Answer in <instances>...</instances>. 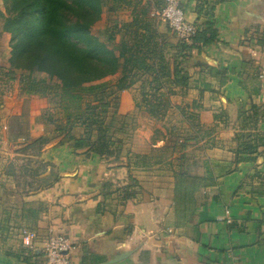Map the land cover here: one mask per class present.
Segmentation results:
<instances>
[{"label": "crops", "instance_id": "0c3cea01", "mask_svg": "<svg viewBox=\"0 0 264 264\" xmlns=\"http://www.w3.org/2000/svg\"><path fill=\"white\" fill-rule=\"evenodd\" d=\"M180 4L199 31L212 24L217 40L184 59L188 84L166 100L179 121L163 132L148 131L146 121L163 115L138 108L136 82L119 91L108 131L123 138L119 156L65 141L63 109L46 98L30 95L37 106L27 113L25 98L0 95V164L25 155L24 139H10L15 118L28 123L30 140L50 139L39 154L41 186L22 192L0 175V264H44L51 232L72 241L71 264H264V145L246 149L264 135V0ZM156 130L183 144L154 143ZM71 134L84 136V125Z\"/></svg>", "mask_w": 264, "mask_h": 264}, {"label": "trees", "instance_id": "16d2710c", "mask_svg": "<svg viewBox=\"0 0 264 264\" xmlns=\"http://www.w3.org/2000/svg\"><path fill=\"white\" fill-rule=\"evenodd\" d=\"M3 2L6 5L5 13L1 12L3 31L11 34L9 42L11 52L8 60L10 75L19 70L28 72L30 76L40 72L46 74L49 79H57L61 89L60 107L63 109V118L66 119L63 127H60V124L57 126L65 129L63 130L65 141H71L76 149L88 148L86 153L94 152L106 157L119 156L121 154L119 146L122 143L121 138H114L108 133L112 123L105 124L103 120L106 117V110L103 109L99 116L95 111L92 112L96 108V103H99L96 102V97L94 102L86 103L88 109L85 106L83 109L82 106L81 109L72 110L69 103L66 104L64 96L77 91L93 92L95 95L97 90L110 85L106 81H99L107 76H115L119 71L122 74L115 84L119 91L128 89L135 83V79L129 78L135 70L156 72L154 76L157 82L156 91L165 87V78L172 80L175 86H185L188 84V74L182 66L183 60L190 55L192 49L211 44L218 37L217 30L208 23L205 30H197L190 40L183 43L182 61L169 64L161 55L164 61L155 67V64L147 62L155 53L150 47L151 35L146 34L152 25V19L147 17L146 10H135L137 5L132 0H114L109 9L115 11L120 6L133 7L131 19L127 22H116L111 29L108 39L114 43L112 48L97 34L105 24L103 0H3ZM122 29L124 31L121 34ZM119 35L125 38L118 42L116 37ZM126 36L132 38L131 42ZM121 64L124 67L122 66L120 70ZM30 79L29 84L24 86V92L49 94L45 87L39 88L38 83L32 77ZM73 97L81 98L80 95ZM143 101L152 116L159 118L163 115L164 111L161 108L167 101L158 98L153 102L146 97ZM139 105L138 108L141 107ZM22 124L25 132L15 133L10 139L14 142L24 139L20 142V145H23L19 151L25 152L36 146L40 154L43 146L50 140L49 137L40 136L30 140L27 133L28 123L19 121L18 118L14 119V126L21 127ZM76 124L84 125L85 134L80 138L71 134ZM96 127L101 134L94 140L92 137ZM259 145H264V135H259L256 144L249 145L246 149L254 151ZM45 171L46 168L43 173Z\"/></svg>", "mask_w": 264, "mask_h": 264}, {"label": "rangeland", "instance_id": "374dc122", "mask_svg": "<svg viewBox=\"0 0 264 264\" xmlns=\"http://www.w3.org/2000/svg\"><path fill=\"white\" fill-rule=\"evenodd\" d=\"M114 0H103V10H104V20L105 24L102 29H100L97 34L100 37L101 40L105 41L107 45L112 48L114 46V43L110 41L109 34L113 26L115 25L116 22H127L128 20L131 19L133 16L132 8L133 7H123L120 6L117 10L115 11H110L109 9L112 6ZM133 3L136 6L135 10H146L147 12V17L152 19V25L150 29H148V32L146 33L147 35H151L150 38V47L153 49L155 53H153L154 56L150 57L147 59V62L149 64H159L162 60L164 59L161 58V55L165 57V62L172 64V63H178L182 61L181 55L184 53V47L183 43L185 39H181L177 36V34L169 27V25L163 21L159 16L153 15V12H156L155 10L161 9L163 5V0H132ZM0 9L6 11V5L3 2V0H0ZM124 29L121 30V34L123 33ZM141 32L142 30L139 29ZM10 37L11 34L8 32L3 31V17H0V95H4L6 97H18V98H25L24 100V109L28 113L29 110L31 111L32 105L37 106V104H34L32 101V97L30 95H36V98L39 96L40 98H46L49 102V107L54 106V109L57 110V108L60 107L61 101L59 98L60 94V86H59V81L55 78L49 79V77L46 74L40 73V72H35L33 75H29L28 72L24 71H15V73H9V67L8 65H4L6 61V57L11 51L10 47ZM117 41L121 38H125L122 35L117 36ZM126 38H129L130 42L132 38L126 36ZM119 52V49H116V53ZM186 59V58H185ZM123 59L121 58V62ZM122 66L124 67L123 64H121L120 70L122 69ZM182 66L185 70V63L183 60ZM121 71L118 72L117 75L115 76H107L104 79L100 80L99 82L106 81L109 86H106L105 88L101 90H97L96 94L94 95L93 92H87V91H77L75 93H72L68 96H64V100L66 101V104L69 103V106L72 110H77L78 108L81 109V107L84 109L87 105V102H94L96 97V108L92 110V112H96V114L99 116V113L105 109L106 110V117L104 120L105 124H108L110 121V118L115 114L114 110L118 106V101H119V90L116 88V81L121 75ZM155 74L156 72L149 71V72H144L142 70H135L131 75H129V78L135 79V82L138 84V87H134L136 89V94L139 102V109L142 111H147L146 104L144 103L143 99L146 97L147 99H150L153 102H156L157 99H162V101L170 100V97L175 95L174 88L176 86L172 82V80H168L165 78V87L159 91H156V84L157 82L155 81ZM12 77V78H11ZM30 77H32L38 84L37 86L39 88H46L47 92L49 94L42 95V94H35V93H27L24 92V86L29 84L31 81ZM139 88V89H138ZM138 89V90H137ZM74 94V95H73ZM76 95H80L81 98L79 99H74ZM178 95V94H177ZM8 100V98H7ZM77 102V106L76 105ZM65 103V102H64ZM59 106V107H58ZM85 106V107H84ZM109 106V107H108ZM171 104L166 102L165 106L161 108L162 111H164L163 117L157 121H154V124L150 123V120H147L148 127L151 130L156 128V126L161 125L159 130H162V128L166 125L167 123L171 122H178L179 120L177 117L172 116L171 113H166L168 109L170 108ZM82 109V110H83ZM61 113V112H60ZM95 114V115H96ZM170 114V116H169ZM117 119L116 123H120L118 120L119 117H115ZM137 122V121H135ZM13 123V121H12ZM132 123V122H131ZM19 124V123H18ZM19 126V125H18ZM16 127L15 130L16 132H22L24 133V128L23 124L21 127ZM106 126V125H105ZM114 128V127H113ZM157 129V128H156ZM111 132L110 130H108ZM164 129L161 131L163 132ZM161 132H155L153 136L156 135V137H153L152 140H154V143H156L158 138L164 137L163 139L165 140V143H182L179 142L180 140L178 139V142L174 138L173 135L169 134H162ZM15 133V132H14ZM169 133V132H168ZM101 132L96 127L94 129V135L93 139H97L98 135H100ZM166 135H169L168 139H166ZM123 139V138H122ZM123 141V140H122ZM19 144H21L19 142ZM162 142L159 143L161 145ZM175 144L174 145H168L169 147H174L175 149ZM183 144V143H182ZM164 146V145H163ZM161 146V148L163 147ZM168 146H166L168 148ZM174 149H165L164 152H162V156H167L171 157ZM80 149L79 151H81ZM39 151H37V147H33L30 150L25 151V155H15V156H5L1 160L0 164V175L4 174L5 176H10L12 177L13 183L15 187L18 190L26 191L28 188H34V187H39L43 183L42 182H36V176L37 173H43V171L46 168V165L39 159ZM31 155V156H28ZM152 154V153H150ZM41 173V174H42Z\"/></svg>", "mask_w": 264, "mask_h": 264}, {"label": "built area", "instance_id": "2783aa9c", "mask_svg": "<svg viewBox=\"0 0 264 264\" xmlns=\"http://www.w3.org/2000/svg\"><path fill=\"white\" fill-rule=\"evenodd\" d=\"M153 15L159 16L181 39L190 40L197 32L196 24L186 18L180 0H164L161 9L155 10ZM26 241L35 238L34 232H23ZM73 247L72 241L63 233L51 232L41 248L44 256V264H71L70 251Z\"/></svg>", "mask_w": 264, "mask_h": 264}, {"label": "water", "instance_id": "95a60500", "mask_svg": "<svg viewBox=\"0 0 264 264\" xmlns=\"http://www.w3.org/2000/svg\"><path fill=\"white\" fill-rule=\"evenodd\" d=\"M87 150H88V148H85V149H82L80 152H86ZM121 258H123V255L119 256L118 258H113L112 260H110V262H115Z\"/></svg>", "mask_w": 264, "mask_h": 264}]
</instances>
